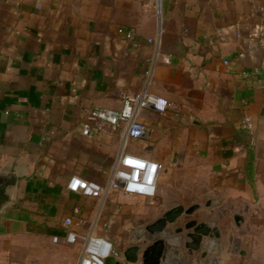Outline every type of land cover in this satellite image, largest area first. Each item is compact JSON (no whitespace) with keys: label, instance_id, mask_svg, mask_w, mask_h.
<instances>
[{"label":"crops","instance_id":"1","mask_svg":"<svg viewBox=\"0 0 264 264\" xmlns=\"http://www.w3.org/2000/svg\"><path fill=\"white\" fill-rule=\"evenodd\" d=\"M144 92L172 103L166 113L140 109L137 118L150 129L145 139L90 117ZM245 114L253 118L252 134L242 126ZM87 122L96 127L92 135L84 132ZM249 146L255 189L245 176ZM125 154L163 164L156 197L111 190L92 198L67 187L76 175L108 187ZM4 168L22 176V202L0 218V264H78L84 237H105L99 228L112 223L107 215L132 197L155 203L162 214L201 204L189 198L200 194L190 184L166 190L175 170L212 175L199 221L216 222L212 213L221 202L210 197L218 195L249 226V214L264 210V0H0ZM68 217L80 236L76 244L65 240ZM242 237L258 249L243 250L242 263L264 264V235ZM134 243L115 247L122 252ZM169 256L172 264L180 260Z\"/></svg>","mask_w":264,"mask_h":264},{"label":"built area","instance_id":"2","mask_svg":"<svg viewBox=\"0 0 264 264\" xmlns=\"http://www.w3.org/2000/svg\"><path fill=\"white\" fill-rule=\"evenodd\" d=\"M118 31L128 39L133 37V32L124 27H119ZM164 60L169 63L170 57L165 56ZM228 63L229 61L226 60L225 64ZM147 106H153L157 111L166 113L172 107V103L165 97L144 92L126 97L121 108L101 107L93 109L90 117L96 121L98 126L120 127L124 125L128 137L145 139L148 137L150 129L137 118V115L140 109ZM241 123L249 133H254L255 125L251 115L245 114ZM95 129L96 127L89 122L84 124V132L89 135H92ZM162 169L163 164L160 162L135 154H125L116 165L108 187L77 175L70 179L67 187L73 192L82 193L92 198L104 197L111 190L154 198L158 193ZM72 223L73 220L70 217L64 221L65 240L69 244H76L80 236L71 229ZM58 240V237H54V241ZM110 256L121 259L122 252L117 250L109 239L89 234L84 237V249L78 264H105V260Z\"/></svg>","mask_w":264,"mask_h":264},{"label":"rangeland","instance_id":"3","mask_svg":"<svg viewBox=\"0 0 264 264\" xmlns=\"http://www.w3.org/2000/svg\"><path fill=\"white\" fill-rule=\"evenodd\" d=\"M184 184H190L192 189L191 193L194 191H200L199 195L192 194L189 198L200 200L202 204L201 209H203L205 202L204 199L210 190L209 186L212 184V175L207 172L189 173L184 170H175L170 185L165 188L171 194L178 193L180 192V187ZM114 192L124 194L120 191ZM210 198L217 200L219 203L221 202L217 212L212 213V217L215 218L221 232V237L214 239L218 248H215L214 252L211 253L208 258L201 257V252H199L198 257L189 260L186 248L182 243L185 239L184 233L176 232L175 229L178 224L170 226L172 228L168 229L167 233L162 235V237L165 240L175 239L179 244L174 247V250L177 252H174V250L170 251V253H173L174 255H180V260L177 264H210L212 262L214 264H243L240 258L243 250L247 251L248 247L252 251L258 250L257 248L254 249V244L245 243L242 235H248L251 239H254L256 236L264 235V210L260 213H257L256 211L251 212L249 214V219L253 222L246 227H242L241 223L238 228L234 218L236 213L229 209L230 204L227 205L224 203L222 197L218 195ZM231 198L232 197H225V200L230 203ZM117 203L118 206L116 207V211L110 212V214L107 215L113 220L112 223L109 219L107 225L99 228V230L105 235V237H109V240L110 238L113 239L114 244L118 249L122 248L125 244L134 241L136 235L141 234L145 230V226L151 223L149 220L162 214V212L155 207V203H150L139 198L132 197L130 202L123 200ZM261 204L264 205V196L261 199ZM201 213V210H199L195 216ZM184 219L185 218L180 220V222ZM147 242H152V239L147 238ZM255 246L259 247V245ZM259 250L264 252V244L260 245ZM168 257L169 264H172L170 256ZM230 258L232 259L230 260ZM257 262L258 260L256 259H250L246 261V264H257Z\"/></svg>","mask_w":264,"mask_h":264},{"label":"water","instance_id":"4","mask_svg":"<svg viewBox=\"0 0 264 264\" xmlns=\"http://www.w3.org/2000/svg\"><path fill=\"white\" fill-rule=\"evenodd\" d=\"M21 179L22 176L12 169L0 170V218L6 216L10 207L22 202L16 192ZM210 203L211 201H208L206 205L209 206ZM199 210H201L199 203L189 207L182 204L174 205L146 225L141 234L136 235L135 243L122 251L121 259L110 256L105 260V264H169V253L179 244L175 239L165 240L162 235L167 233L170 226L178 224L183 218L186 221L175 230L177 233H184V237L187 238L182 241L187 254L193 256L195 252H201V257L208 258L215 250L212 242L215 238L221 237V232L216 222L199 221L195 217ZM234 218L236 224L240 226L243 217L235 214ZM147 238L152 239V242H147ZM206 238L209 243H206Z\"/></svg>","mask_w":264,"mask_h":264},{"label":"trees","instance_id":"5","mask_svg":"<svg viewBox=\"0 0 264 264\" xmlns=\"http://www.w3.org/2000/svg\"><path fill=\"white\" fill-rule=\"evenodd\" d=\"M255 151L252 146L247 150V164L245 165V176L250 186L255 189Z\"/></svg>","mask_w":264,"mask_h":264}]
</instances>
